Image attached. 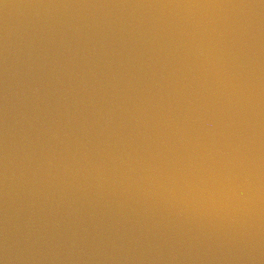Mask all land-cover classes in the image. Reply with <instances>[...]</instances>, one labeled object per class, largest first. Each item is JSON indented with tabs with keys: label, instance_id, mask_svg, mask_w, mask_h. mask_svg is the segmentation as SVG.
<instances>
[{
	"label": "water",
	"instance_id": "obj_1",
	"mask_svg": "<svg viewBox=\"0 0 264 264\" xmlns=\"http://www.w3.org/2000/svg\"><path fill=\"white\" fill-rule=\"evenodd\" d=\"M0 264H264V0H0Z\"/></svg>",
	"mask_w": 264,
	"mask_h": 264
}]
</instances>
